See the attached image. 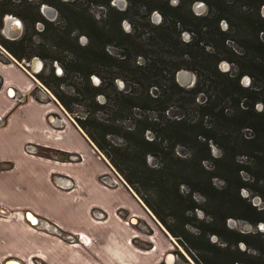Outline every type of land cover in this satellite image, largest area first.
<instances>
[{"label": "trees", "instance_id": "trees-1", "mask_svg": "<svg viewBox=\"0 0 264 264\" xmlns=\"http://www.w3.org/2000/svg\"><path fill=\"white\" fill-rule=\"evenodd\" d=\"M81 1L86 0L58 5L59 20L49 21L39 4L54 0H0V28L3 15L10 13L26 28V23L32 27L37 21L44 24L43 30L33 31L37 38L26 33L11 40L0 33V44L17 60L33 55L43 60L36 78L65 110L74 112L77 105L83 108L84 115H77L76 123L187 249L206 247L211 256L205 258V264H222L214 261L221 257L218 252L233 254L231 245L241 241L255 250L248 254L249 263L264 264V233L245 234L226 226L229 217L264 223V192L259 191L262 208L240 195V188L246 185L241 170L260 184L258 189H264V107H255L258 101L264 106V40L259 37L264 30V17L259 13L264 0H211L208 11L201 15L191 10L192 0H181L175 6L168 0H130V8L124 11L110 6L109 0H87L106 5L105 16L99 18ZM245 6L248 11L242 10ZM153 7L160 10L159 23L151 21ZM133 9L136 17L126 31L121 20ZM221 20L227 23L225 29ZM183 32L189 34L188 40L183 39ZM79 34L87 36L85 44L78 40ZM46 41L64 55L50 54ZM111 44L118 47L116 53L109 52ZM221 60L235 70L221 69ZM47 61H60L62 73ZM181 69L196 74L193 86L177 81ZM93 75L99 78L98 84ZM245 75L251 79L248 85L241 82ZM117 79L126 86L121 89ZM61 84L70 85V90L59 88ZM99 94L104 102L98 100ZM201 94L204 98L199 102ZM178 113L180 117H176ZM191 113L200 117L190 119ZM205 117L210 119L209 125L204 124ZM210 142L221 149L218 157L211 154ZM179 145L190 149L189 156L177 153ZM241 150L252 167L238 161ZM149 156L156 163L151 164ZM205 160L211 161V168L204 165ZM214 177L221 178L224 186L216 187ZM195 194L202 196L201 203ZM197 209L206 217L196 218L193 212ZM228 233L235 235L233 240ZM210 234L225 245L211 242Z\"/></svg>", "mask_w": 264, "mask_h": 264}, {"label": "crops", "instance_id": "crops-1", "mask_svg": "<svg viewBox=\"0 0 264 264\" xmlns=\"http://www.w3.org/2000/svg\"><path fill=\"white\" fill-rule=\"evenodd\" d=\"M41 85L0 45V264H158L176 241Z\"/></svg>", "mask_w": 264, "mask_h": 264}, {"label": "rangeland", "instance_id": "rangeland-1", "mask_svg": "<svg viewBox=\"0 0 264 264\" xmlns=\"http://www.w3.org/2000/svg\"><path fill=\"white\" fill-rule=\"evenodd\" d=\"M55 1V3L57 4V6L58 5H60V4H66V2L67 3H70L71 1H73V0H68V1H59V0H54ZM185 1H188L187 3H189L190 2V0H185ZM226 1H230V2H233V0H226ZM86 2V1H85ZM85 2H82L81 1V3L82 4H84ZM89 2H91V1H89ZM93 3L95 2V1H92ZM169 2H170V4H173V2H172V0H169ZM237 2H240V0H238ZM85 4H87V6L88 5H90L91 3H85ZM95 4V3H94ZM176 4V3H175ZM87 6L85 7V8H87ZM139 10V9H138ZM143 10V9H142ZM207 9L205 8V12H207L206 11ZM242 10H247V7L245 6V7H242ZM253 11V8L252 9H250L249 11ZM87 11L90 13V11H91V13L95 16V17H97V18H99V17H102V15H103V12H104V9L102 8V7H100V6H95V5H90V11L87 9ZM248 11V10H247ZM204 12V13H205ZM259 13H260V16L261 17H264V7H263V5L262 6H260L259 7ZM6 15H12V16H15L14 14H4L3 15V17H2V23H3V18H4V16H6ZM128 18L127 19H125V20H123L122 21V26H123V28L124 29H126V30H129L130 28H131V25H130V23L131 22H133V20H135V17H136V15H135V9H133L131 12H129L128 13V16H127ZM57 21L59 20V16L57 17V19H56ZM154 21V20H153ZM226 21L227 22H229V20H227L226 19ZM225 21V22H226ZM224 22V20H221V22H220V24H221V26H222V28H226L227 27V23H225ZM62 25H64V24H62ZM26 26H27V28L25 27V25H24V22H23V28H22V32H21V35L22 34H28V35H32L35 31H37V29H36V27L35 26H31V25H29L28 23H26ZM1 29H2V26H1V28H0V33L2 34V32H1ZM34 31V32H33ZM35 35H34V38H37L36 37V33H34ZM232 34H234V31H232ZM2 36L3 37H5L4 36V34H2ZM33 37V36H32ZM189 37V36H188ZM188 37H187V39H188ZM259 37H260V39H262V40H264V30L263 31H261L260 32V34H259ZM6 38V37H5ZM78 40L81 42V43H83V44H85L87 41H88V38H87V36L86 35H84V34H79L78 35ZM231 45H233V47L235 48V49H237V50H241V48L239 47V45H237L236 43H234V42H232V41H230L229 42ZM46 44H48V48H49V53L50 54H55V55H60V56H62V55H64V54H62V53H60V51L58 50V49H55V48H53V47H51L50 45H49V41H46ZM1 45V44H0ZM3 47V46H2ZM108 50H109V52H111V53H116L117 51H118V47L117 46H115V45H108ZM28 50V49H27ZM12 55V54H11ZM34 56H36V55H33L30 59H26V58H22L21 60H17L14 56V58L18 61V62H20L21 64H23L32 74H33V68H34V65H33V63H32V59H33V57ZM38 57V56H37ZM40 58V57H39ZM41 59V58H40ZM42 60V59H41ZM139 60H141L140 59V56H139ZM43 61V60H42ZM223 61H225V62H227L226 60H221V62H220V67H221V63L223 62ZM48 65H51L52 67H54V69L56 70V67L57 66H59L60 68H61V63H60V61H54L53 63H51L50 61H47L46 62ZM227 64H228V67H227V69L226 70H228V69H230V68H232V70H235V67L233 66L232 67V65L230 64V63H228L227 62ZM221 69H223L222 67H221ZM39 72V71H38ZM56 72H57V70H56ZM192 72V71H191ZM62 73V72H61ZM61 73H58V74H61ZM194 73V72H193ZM195 74V73H194ZM35 75V77H36V73L34 74ZM195 76H196V74H195ZM246 76V75H245ZM244 77V76H243ZM243 77L241 78V82L243 83V85H248L250 82H251V79H250V81H249V83L247 84V83H244L243 82ZM93 79V78H92ZM37 80L41 83V84H43L38 78H37ZM94 81V80H93ZM100 81V80H99ZM195 82H196V78H195ZM195 82H194V84H195ZM95 83V82H94ZM95 84H98V83H95ZM193 84V85H194ZM44 85V84H43ZM182 85V84H181ZM192 85V86H193ZM45 86V85H44ZM126 85H125V83H123V86L121 87V89L122 88H124ZM183 86H185V87H191V86H187V85H183ZM49 91H51L47 86H45ZM59 88H61V89H63V90H70V85H68V84H61V86L59 87ZM152 92H153V94H155V91H153L152 90ZM52 93V92H51ZM53 94V93H52ZM54 95V94H53ZM100 95L103 97L102 99L100 98ZM97 98H98V100L100 101V102H104L105 101V99H104V96L102 95V94H99L98 96H97ZM204 97H203V95L201 94V95H199L198 96V98H197V101H199V102H202V99H203ZM255 107H256V110H260V109H262L264 106H263V104H262V102H260V101H258L257 103H256V105H255ZM65 109V108H64ZM172 110H175V109H172ZM172 110H170V112H169V115L170 116H172V117H174V114L172 113L173 111ZM67 111V110H66ZM67 113H68V115H69V117H70V119H71V121L73 122V121H75L76 122V120H75V117L78 115H84V113H83V108L82 107H80L79 105H77V106H75L74 107V112H69V111H67ZM148 113L151 115V116H155L156 114H155V112L154 111H148ZM181 116V114H176V117H180ZM198 116L200 117V115L199 114H193V113H191L190 114V119H193V120H197V118H198ZM204 124L205 125H209L210 124V119L209 118H207V117H205V119H204ZM243 133H247L248 134V131H246V129H243ZM209 146H210V149H211V154L214 156V157H218L220 154H221V149L216 145V144H214L213 142H210L209 143ZM98 148V147H97ZM99 149V148H98ZM176 150H177V153H179L180 155H182V156H189V153H190V149L187 147V146H183V145H179V146H177L176 147ZM101 151V150H100ZM102 152V151H101ZM241 152V154H239L238 156H237V159H238V161L240 162V163H242L243 165H246V166H249V167H252L253 166V163H252V161H251V159L248 157V155H245V154H242V153H244L243 152V150H241L240 151ZM103 153V152H102ZM104 154V153H103ZM105 155V154H104ZM106 157V156H105ZM149 157H151V159H149V162L151 163V164H154V163H156V158L154 157V156H149ZM204 165L206 166V167H208V168H211V161H209V160H205L204 161ZM240 176H241V178L244 180V182H246V185H244L243 187H241L240 188V195H241V197H243V198H245L247 201H251L252 202V204H254V205H257V208H262L263 207V200H262V198H261V196L259 195V191L260 192H264V189H258L259 187H260V184L258 183V184H256L252 179H251V176H250V174L247 172V171H245V170H241L240 171ZM212 182H213V184L216 186V187H218V188H221L222 186H224V182H223V180L221 179V178H219V177H214L213 179H212ZM129 185V184H128ZM130 186V185H129ZM131 187V186H130ZM186 188H183V190H185ZM256 190H258V191H256ZM143 194H145V195H147V194H149V192H147V191H143ZM194 197H195V200L198 202V203H201L202 201H203V198H202V196L201 195H199V194H195L194 195ZM149 209V208H148ZM150 210V209H149ZM151 211V210H150ZM199 211H201L202 213H200ZM152 212V211H151ZM153 213V212H152ZM194 213V215L196 216V218H203V217H206V215L204 214V212H203V210L202 209H197L196 211H194L193 212ZM149 215V217L147 216L146 218H147V220H148V222H149V224L152 226V227H154L155 228V233H156V239H157V243L158 244H161V243H165V240H163V233H165L164 232V229H163V227L160 225V224H162L160 221H159V219L155 216V214L153 213V214H148ZM152 215V216H151ZM155 216V217H154ZM229 219H233L234 220V223H229ZM159 221V223H158V221ZM197 223V222H196ZM260 223V222H259ZM259 223H257V224H252V223H249L248 221H246V220H243V219H239V218H234V217H229V218H227L226 219V226L227 227H229V228H231L232 230H234L235 232L237 231V232H240V233H245V234H248V233H257L258 231H260V232H263L264 233V228L262 229V228H260L259 227ZM163 225V224H162ZM159 226H161V227H159ZM143 229L144 230H146L147 232H148V227H146L144 224H143ZM189 229H191V231H196V228H194L193 226H189ZM151 231H153V230H151ZM233 231V232H234ZM165 235H167L166 233H165ZM227 236H228V238L230 239V240H233L234 239V234H227ZM167 237H169L170 238V240H174V241H176V243L179 245V246H177V245H175V243H174V246L172 247V248H169V249H167V251L166 252H169V254L168 255H170L172 252L174 253L173 254V260L171 261V262H168V264H170V263H172L173 261H174V263L173 264H205V258L207 259V257L208 256H211V252L210 251H207V250H205V249H207L206 247H205V249H201V250H189V249H187L186 248V246H184L181 242H179V240L175 237V236H172L171 234L169 235L168 234V236ZM209 237H210V241L211 242H217L218 244H221V245H225V243H223V240L220 238V237H218L217 235H215V234H210L209 235ZM250 239V241H254V242H257L256 240H255V238H249ZM163 240V242H161ZM258 243L260 244L261 242H259L258 241ZM143 246L145 247V244H143ZM231 247H232V249H233V254H227L225 251H223V252H218V255L219 256H221V257H218L216 260H214V261H217V262H221L222 264H231V261H232V264H251V263H249V261L251 260V258L250 257H248L249 255V253H254L255 252V250H253V249H247L246 247H245V245H242V242H238L237 244H232L231 245ZM210 249V248H209ZM236 249H238V251H236ZM166 255H167V253H166ZM165 255V256H166ZM172 255V254H171ZM238 259V261H233L234 259ZM253 259V258H252ZM211 262H213L212 260H211Z\"/></svg>", "mask_w": 264, "mask_h": 264}, {"label": "water", "instance_id": "water-1", "mask_svg": "<svg viewBox=\"0 0 264 264\" xmlns=\"http://www.w3.org/2000/svg\"><path fill=\"white\" fill-rule=\"evenodd\" d=\"M202 7H203V5L201 3H199V5L196 6V9L199 11L202 9ZM41 10L49 18H52L53 14H55V10L52 7L47 6V5H41ZM159 18H160V16H159V14H157L155 16V20L158 21ZM22 28H23V22L18 17L12 16V15L4 16L3 25H2V29H1V32L4 34V36L11 38V39H15V38L20 36V34L22 32ZM32 63L34 65L33 76H35L34 74L42 69L43 61L39 57L34 56L32 59ZM221 67L223 68V70H226L228 67L227 62L223 61L221 63ZM56 70H57V73L62 72V69L59 66L56 67ZM92 78H93L95 83H97L96 81H99V78L95 75H93ZM195 78H196L195 74L189 70H186V69H181V70L177 71V73H176V79L182 85L192 86L195 82ZM249 81H250V78L247 75L243 77L244 83L248 84ZM117 84L121 88L123 86V81L120 79H117ZM100 98L102 99L103 97L100 95ZM149 159H151V157H149ZM0 212L7 214L6 210H4L3 208H0ZM199 212L202 213L201 211H199ZM151 214H153V213L151 212ZM26 215L28 216V218L30 217V220L32 222H37V218L34 217L30 212H26ZM158 223H159V221H158ZM229 223H231V224L234 223V220L229 219ZM160 225L163 227V229L165 231H167V229L162 224H160ZM259 227L263 229L264 223L260 222ZM167 233H169V232L167 231ZM11 261H13V259H11L10 262ZM14 261L21 264V262H19L17 260H14Z\"/></svg>", "mask_w": 264, "mask_h": 264}, {"label": "flooded vegetation", "instance_id": "flooded-vegetation-1", "mask_svg": "<svg viewBox=\"0 0 264 264\" xmlns=\"http://www.w3.org/2000/svg\"><path fill=\"white\" fill-rule=\"evenodd\" d=\"M59 1H68V0H59ZM75 1V0H74ZM118 1V2H117ZM182 1H184V0H182ZM88 1L86 0V2L85 3H87ZM181 2V0H177V3L176 4H170V2H169V0H168V4L170 5V6H175V5H178L179 3ZM188 1H186V3H187ZM83 4V6L84 7H86L87 6V4ZM88 3H91L90 5H95V6H100V7H102L103 9H104V12H103V15L102 16H105V13H106V11H107V7H106V5H104V4H99V3H93L92 1L91 2H88ZM190 3V2H189ZM199 3H201L202 5H203V7H202V9L201 10H197L196 9V6H198L199 5ZM211 3V0H192L191 1V3H190V7H191V10L196 14V15H201V14H205L206 12H205V8L207 9L206 11H208V9H209V4ZM41 5H47V6H50V7H52L54 10H55V14H53V17L52 18H49V17H47L44 13H43V11L41 10ZM90 5H88L87 6V9L90 11ZM109 5L110 6H113L114 8H116V9H118V10H120V11H124V10H126V9H128V8H130V6H131V3H130V0H109ZM263 5V7H264V3L263 4H261L260 6H262ZM82 6V5H81ZM39 9H40V12H41V14L44 16V18L46 19V20H49V21H55L56 19H57V17L59 16V11H58V6H57V4L55 3V1H54V3H52V2H50V3H40L39 4ZM91 12V11H90ZM205 12V13H204ZM150 18H151V21L152 22H154V23H159L160 21H161V19H162V16H161V14H160V10L158 9V8H155V7H153L151 10H150ZM157 14H159V16H160V18H159V20L158 21H156L155 20V16L157 15ZM128 17H125V18H123L122 20H121V25H122V21L123 20H125V19H127ZM154 20V21H153ZM224 22H225V20H224ZM226 23V22H225ZM132 24V22L130 23V25ZM2 25H3V23H2ZM35 27H36V29L38 30V31H41V30H43V28H44V24L42 23V21L40 22V21H37L36 23H35ZM132 27V26H131ZM122 28H123V26H122ZM131 29V28H130ZM129 29V30H130ZM126 30V29H125ZM126 31H128V30H126ZM3 34V33H2ZM20 36H21V34H20ZM19 36V37H20ZM182 36H183V39H185V37H188L189 36V34L187 33V32H183L182 33ZM6 37V36H5ZM19 37H17V38H19ZM7 39H11V38H8V37H6ZM17 38H15V39H17ZM189 38V37H188ZM11 40H13V39H11ZM188 40V39H187ZM43 65H44V62H43ZM43 67V66H42ZM152 216V215H151ZM159 227H161V226H159ZM241 242V241H240ZM175 245H177V246H179L176 242H175ZM242 245H245V243L244 242H242ZM245 247H246V245H245ZM167 254L169 253V252H166ZM172 255L174 254L173 252L171 253ZM172 257V258H171ZM171 258V259H170ZM169 259L172 261L173 260V256H171V255H168L167 256V261L168 262H170L169 261ZM166 261V258H165V256H164V259L161 261V262H159L158 264H168V262ZM174 263V261L172 262V263H170V264H173Z\"/></svg>", "mask_w": 264, "mask_h": 264}, {"label": "built area", "instance_id": "built-area-1", "mask_svg": "<svg viewBox=\"0 0 264 264\" xmlns=\"http://www.w3.org/2000/svg\"><path fill=\"white\" fill-rule=\"evenodd\" d=\"M41 86L43 87V89H46V87L44 85H41ZM113 173L115 174V176L117 177V179H119L124 184H127L125 182V180L123 179V177L117 171H115V169L113 170ZM29 264H35V262L34 261H31Z\"/></svg>", "mask_w": 264, "mask_h": 264}, {"label": "clouds", "instance_id": "clouds-1", "mask_svg": "<svg viewBox=\"0 0 264 264\" xmlns=\"http://www.w3.org/2000/svg\"><path fill=\"white\" fill-rule=\"evenodd\" d=\"M173 4L177 3V0H172ZM187 40V38H185Z\"/></svg>", "mask_w": 264, "mask_h": 264}, {"label": "bare ground", "instance_id": "bare-ground-1", "mask_svg": "<svg viewBox=\"0 0 264 264\" xmlns=\"http://www.w3.org/2000/svg\"><path fill=\"white\" fill-rule=\"evenodd\" d=\"M171 258H172V257H171ZM171 258H170V259H171ZM170 259H169V261L171 262V260H170ZM10 264H11V263H10ZM17 264H18V263H17Z\"/></svg>", "mask_w": 264, "mask_h": 264}, {"label": "snow or ice", "instance_id": "snow-or-ice-1", "mask_svg": "<svg viewBox=\"0 0 264 264\" xmlns=\"http://www.w3.org/2000/svg\"><path fill=\"white\" fill-rule=\"evenodd\" d=\"M185 38H187V37H185ZM97 83H99V81H96Z\"/></svg>", "mask_w": 264, "mask_h": 264}]
</instances>
